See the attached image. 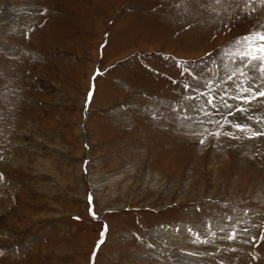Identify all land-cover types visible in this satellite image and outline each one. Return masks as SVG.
I'll use <instances>...</instances> for the list:
<instances>
[{
    "label": "rangeland",
    "instance_id": "obj_1",
    "mask_svg": "<svg viewBox=\"0 0 264 264\" xmlns=\"http://www.w3.org/2000/svg\"><path fill=\"white\" fill-rule=\"evenodd\" d=\"M262 33L264 0H0V264H264Z\"/></svg>",
    "mask_w": 264,
    "mask_h": 264
},
{
    "label": "bare ground",
    "instance_id": "obj_2",
    "mask_svg": "<svg viewBox=\"0 0 264 264\" xmlns=\"http://www.w3.org/2000/svg\"><path fill=\"white\" fill-rule=\"evenodd\" d=\"M208 230H196L195 228H191L188 230L186 233L184 231V227H173V228H164L162 229V233L165 239L171 240V242H175L179 245H186V246H193V247H198V246H207L210 243V240H219V241H224V244L228 243L229 240L233 241L237 244H241L243 246H248L252 245V239L250 237H246L244 235H241V233L234 231L233 233H230L229 230L226 231L221 230V229H213V228H206ZM211 230H215L214 232H211ZM219 235H216L218 232ZM158 232V231H157ZM217 232V233H215ZM209 233V234H208ZM222 235H221V234ZM235 234V235H234ZM160 237V236H159ZM240 237H245V238H240ZM247 238V239H246ZM168 241V242H169ZM218 243V242H217ZM223 244V243H222ZM220 246V245H219Z\"/></svg>",
    "mask_w": 264,
    "mask_h": 264
},
{
    "label": "snow or ice",
    "instance_id": "obj_3",
    "mask_svg": "<svg viewBox=\"0 0 264 264\" xmlns=\"http://www.w3.org/2000/svg\"><path fill=\"white\" fill-rule=\"evenodd\" d=\"M254 37L257 38L262 43L257 48L255 54H253L250 51V52L245 53L244 55L250 56L252 59H264V55H261V53H264V33H262V34H253L251 36L243 37L242 40L245 41V42H248V41H252ZM241 58L243 59V56ZM260 95H264V92L260 93ZM207 103L211 104L212 101L208 100ZM102 235H103V233H102Z\"/></svg>",
    "mask_w": 264,
    "mask_h": 264
},
{
    "label": "crops",
    "instance_id": "obj_4",
    "mask_svg": "<svg viewBox=\"0 0 264 264\" xmlns=\"http://www.w3.org/2000/svg\"><path fill=\"white\" fill-rule=\"evenodd\" d=\"M249 252V251H248ZM248 254V253H247ZM250 255V254H249Z\"/></svg>",
    "mask_w": 264,
    "mask_h": 264
}]
</instances>
